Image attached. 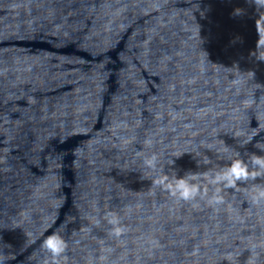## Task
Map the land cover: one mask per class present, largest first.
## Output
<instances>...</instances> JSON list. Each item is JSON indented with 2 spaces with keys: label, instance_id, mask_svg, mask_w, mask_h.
<instances>
[{
  "label": "clouds",
  "instance_id": "1",
  "mask_svg": "<svg viewBox=\"0 0 264 264\" xmlns=\"http://www.w3.org/2000/svg\"><path fill=\"white\" fill-rule=\"evenodd\" d=\"M253 3L259 7H264V0H253ZM260 58L264 59V53L261 54ZM148 163L151 164L153 161H149ZM261 171H264V155L253 153L247 162L240 158L231 160L226 168L210 178V182H224L225 186L231 187L237 181H243L260 175ZM199 175V173L194 171H186L183 175L175 177L174 182L169 184L168 187L180 198L191 199L197 194L198 184L193 181H196ZM256 196L264 198V188L258 189ZM41 246L51 254L56 255L64 249L65 241L58 232L53 231L41 240Z\"/></svg>",
  "mask_w": 264,
  "mask_h": 264
}]
</instances>
